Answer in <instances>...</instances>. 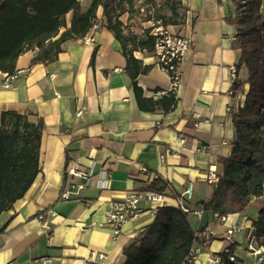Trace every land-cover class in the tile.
<instances>
[{
	"label": "crops",
	"instance_id": "obj_1",
	"mask_svg": "<svg viewBox=\"0 0 264 264\" xmlns=\"http://www.w3.org/2000/svg\"><path fill=\"white\" fill-rule=\"evenodd\" d=\"M177 1L185 16L168 29L187 37L190 48L180 66L176 106L169 113L160 107L139 109L122 45L105 26L102 8L92 31L66 43L55 62L33 65L37 52L29 51L17 60V78L0 72V122L11 111L43 123L40 172L26 195L0 214V264H39L43 258L51 264H123L124 249L154 221L159 206L142 202V212L115 236L106 226L110 203L145 191L159 178L169 185L168 206L177 207L190 183V208H202L213 198L207 171L214 166L220 172L217 159L231 154L232 112L244 105L249 75L240 63L237 29L227 22L235 8L219 0ZM134 56L151 67L138 78L139 87L145 98L158 100L156 91L170 89L167 74L154 55ZM235 82L241 83L237 91ZM68 164L107 169L108 187L90 181L78 196L61 199ZM259 206L253 200L246 214H230L225 221L212 211L191 216L192 228L204 240L196 244L201 252L192 264H211L210 257L233 244L242 264H264L248 252Z\"/></svg>",
	"mask_w": 264,
	"mask_h": 264
},
{
	"label": "trees",
	"instance_id": "obj_2",
	"mask_svg": "<svg viewBox=\"0 0 264 264\" xmlns=\"http://www.w3.org/2000/svg\"><path fill=\"white\" fill-rule=\"evenodd\" d=\"M143 0H90L83 10L81 0H0V72L12 76L17 60L29 51L37 55L32 64L55 62L68 42L83 40L97 23V12L103 9L108 30L121 43L127 60L126 72L141 111L162 108L171 112L177 96L167 93L158 100L147 99L138 85V78L151 67L135 58V52L154 55L155 37L151 30L142 36L126 34L120 20L122 7H133ZM154 2V0H146ZM172 12L176 15L177 0ZM234 15L227 22L236 27V39L241 50V65L248 70L249 90L244 105L232 112L235 139L228 157L217 159L220 183L213 198L204 203L206 211L219 217L246 214L251 202L260 203L258 218L253 221L252 237L264 247V0H231ZM174 3V2H173ZM71 20L68 21V15ZM178 15V14H177ZM182 19H157L163 27L178 26ZM97 51L92 55V64ZM241 83L235 82L234 90ZM160 92V90L155 93ZM43 123H31L27 116L5 112L0 122V214L22 199L38 176L39 152ZM169 185L162 178L152 182L145 191L165 193ZM191 215L172 206L160 207L154 221L143 228L134 242L124 249L123 264H191L189 255L197 243H204L190 223ZM236 245L219 254V264L232 262Z\"/></svg>",
	"mask_w": 264,
	"mask_h": 264
},
{
	"label": "built area",
	"instance_id": "obj_3",
	"mask_svg": "<svg viewBox=\"0 0 264 264\" xmlns=\"http://www.w3.org/2000/svg\"><path fill=\"white\" fill-rule=\"evenodd\" d=\"M223 3H231V0H219ZM158 23V26H154L151 30V35L155 37V49L154 57L157 60L158 66L163 70L169 80L170 89L168 91H160L155 93V97H161L167 93H172L177 96L178 89L181 84L180 66L186 56L187 51L190 48V40L176 32L169 31L168 27H163ZM234 71L235 69L232 68ZM18 73L9 76L10 80L17 78ZM6 87H10V83H5ZM83 111H79L78 115H82ZM66 182L61 191V199L71 200L73 197L78 196L89 184L90 181H97L101 189H106L109 185L111 174L107 169H102L96 172L93 168L86 169L74 164H68L66 168ZM219 170L211 166L209 167L206 175V181L214 189L218 187L220 183ZM193 184L190 183L187 188L179 196L177 208L182 209L185 213L194 216L202 217L206 209L204 206L199 209L190 208L186 202L190 201L193 197ZM165 193H158L152 191L133 192L125 196L121 201L112 202L109 204L106 212V226L111 228L115 236H119L122 232V228L125 223L135 218L142 212L141 203L148 202L157 204L159 207L154 209L157 214L160 207L168 206ZM216 215V214H215ZM225 221L226 217H219ZM234 230L228 231L229 235H232ZM198 236H202L203 233L197 232ZM201 248L196 246L191 250L188 257L189 262L192 264L200 254ZM248 252L250 255L259 257V260L264 262V247L259 246L256 239L251 237L248 244ZM99 260H104L105 256L100 254ZM232 262H236L235 255L230 258ZM211 264H219L221 258L219 256L210 257L208 260ZM50 258H43L39 261V264H51Z\"/></svg>",
	"mask_w": 264,
	"mask_h": 264
},
{
	"label": "rangeland",
	"instance_id": "obj_4",
	"mask_svg": "<svg viewBox=\"0 0 264 264\" xmlns=\"http://www.w3.org/2000/svg\"><path fill=\"white\" fill-rule=\"evenodd\" d=\"M174 2V3H173ZM82 8L85 10L90 3V0H81ZM176 5L173 0H154V2H147L143 0L141 2H136L133 7L125 6L122 7L120 12V20L123 22L126 34H134L142 36L145 31L150 30L154 26H158L156 22L157 19L161 18H172L174 20L182 19L185 14L183 8L177 7V14L172 12V9ZM227 6L234 8L229 2L226 3ZM70 15H68V21ZM163 21H160L162 23Z\"/></svg>",
	"mask_w": 264,
	"mask_h": 264
}]
</instances>
